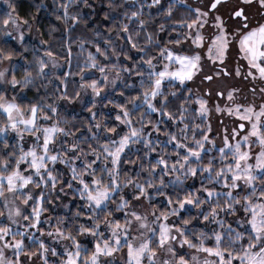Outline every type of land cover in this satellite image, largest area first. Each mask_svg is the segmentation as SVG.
<instances>
[{"label": "snow or ice", "instance_id": "snow-or-ice-1", "mask_svg": "<svg viewBox=\"0 0 264 264\" xmlns=\"http://www.w3.org/2000/svg\"><path fill=\"white\" fill-rule=\"evenodd\" d=\"M2 3L0 264H264V0Z\"/></svg>", "mask_w": 264, "mask_h": 264}, {"label": "trees", "instance_id": "trees-1", "mask_svg": "<svg viewBox=\"0 0 264 264\" xmlns=\"http://www.w3.org/2000/svg\"><path fill=\"white\" fill-rule=\"evenodd\" d=\"M45 4H48L51 6V0H44ZM18 4V9L20 11L21 15H25L28 12L32 11V4L33 0H17ZM5 11V8L3 4L0 1V14H2ZM183 11V9H180L177 11V15L180 14V12ZM40 23H41V28L42 31L45 33L44 39H49V44L52 47V50L54 52L59 53L61 56L65 54L64 49L66 47H71L73 51L72 55V71H77L76 69V64L77 62H83L84 57L87 55V52L83 53L82 55L79 53V48H78V39L82 36H87L91 37V33L86 30L84 25H78L74 29H72L70 32H65V25L63 24L62 21H58L55 19V16L49 14V10H44L40 13ZM49 25H55L56 29L52 33V37L49 38L47 35L48 30H49ZM38 37V36H37ZM70 37V41L68 38ZM31 40L30 38H27ZM40 37H38V40ZM33 43H37L38 41L31 40ZM91 48L92 51H94V48H92L90 45L88 46ZM60 62L64 63V61L61 59ZM66 70V69H65ZM70 81L72 80H79V76H74V77H69L68 78ZM134 81H136L138 78L137 77H132ZM51 88V85L49 86ZM71 87V84H70ZM129 91H136V89H132ZM32 96V93H28V97L30 98ZM83 115H87V113H83ZM62 167V166H61ZM188 183H191V181H188ZM62 213V212H60ZM47 215V214H46ZM55 258V257H54Z\"/></svg>", "mask_w": 264, "mask_h": 264}, {"label": "rangeland", "instance_id": "rangeland-1", "mask_svg": "<svg viewBox=\"0 0 264 264\" xmlns=\"http://www.w3.org/2000/svg\"><path fill=\"white\" fill-rule=\"evenodd\" d=\"M1 1V3H2V0H0ZM3 4V3H2ZM3 6H4V8H5V10H6V8H7V6L5 5V4H3ZM27 38H30L31 40H36V41H38V37H37V35L35 34V33H32V34H26V39ZM61 64H63L62 62H60ZM96 75L97 76H99V73H96ZM192 87H194V83L191 85ZM107 90V89H106ZM221 119H223L224 121H225V123L227 124V126H229L230 127V125H231V122H233V121H235L236 120V118L235 117H232V119L229 117V116H223V117H221L219 114H215V113H213V115H212V117H211V123H212V127H213V133H211L212 135H214L215 134V132L217 131V130H219L220 129V123H219V121L221 120ZM230 129V128H229ZM217 143L219 144L220 143V139H219V137H217ZM64 210L61 208V209H57V212H63ZM52 259H57V258H52Z\"/></svg>", "mask_w": 264, "mask_h": 264}, {"label": "flooded vegetation", "instance_id": "flooded-vegetation-1", "mask_svg": "<svg viewBox=\"0 0 264 264\" xmlns=\"http://www.w3.org/2000/svg\"><path fill=\"white\" fill-rule=\"evenodd\" d=\"M190 3H196V0H190ZM180 10V9H179ZM222 11H223V9H222ZM239 83V86H241V87H243V84H244V82H242V81H239L238 82ZM199 84V81L197 80L195 83H194V89H195V87H196V85H198ZM249 99H251V97H249ZM210 103H213V101H210ZM231 119H232V117H230ZM233 126V122H231V125H230V127L229 128H231Z\"/></svg>", "mask_w": 264, "mask_h": 264}]
</instances>
